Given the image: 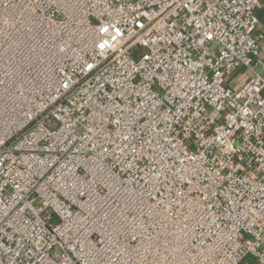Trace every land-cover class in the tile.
Here are the masks:
<instances>
[{
  "label": "built area",
  "instance_id": "built-area-1",
  "mask_svg": "<svg viewBox=\"0 0 264 264\" xmlns=\"http://www.w3.org/2000/svg\"><path fill=\"white\" fill-rule=\"evenodd\" d=\"M264 0H0V264H264Z\"/></svg>",
  "mask_w": 264,
  "mask_h": 264
},
{
  "label": "rangeland",
  "instance_id": "rangeland-1",
  "mask_svg": "<svg viewBox=\"0 0 264 264\" xmlns=\"http://www.w3.org/2000/svg\"><path fill=\"white\" fill-rule=\"evenodd\" d=\"M246 261L249 262L250 264H254L255 263L254 260L251 257H249V256L246 258Z\"/></svg>",
  "mask_w": 264,
  "mask_h": 264
},
{
  "label": "crops",
  "instance_id": "crops-1",
  "mask_svg": "<svg viewBox=\"0 0 264 264\" xmlns=\"http://www.w3.org/2000/svg\"><path fill=\"white\" fill-rule=\"evenodd\" d=\"M264 20V19H263ZM259 32H264V22L262 23V25L259 27L258 33Z\"/></svg>",
  "mask_w": 264,
  "mask_h": 264
}]
</instances>
